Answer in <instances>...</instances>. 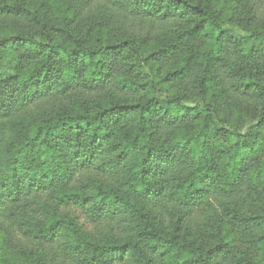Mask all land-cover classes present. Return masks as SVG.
<instances>
[{
    "label": "trees",
    "instance_id": "16d2710c",
    "mask_svg": "<svg viewBox=\"0 0 264 264\" xmlns=\"http://www.w3.org/2000/svg\"><path fill=\"white\" fill-rule=\"evenodd\" d=\"M0 264H264V0H0Z\"/></svg>",
    "mask_w": 264,
    "mask_h": 264
},
{
    "label": "rangeland",
    "instance_id": "374dc122",
    "mask_svg": "<svg viewBox=\"0 0 264 264\" xmlns=\"http://www.w3.org/2000/svg\"><path fill=\"white\" fill-rule=\"evenodd\" d=\"M132 22V27L134 28L135 32L137 34H140L141 36H147V37H154L155 33L159 32L161 29H166L168 25H162V24H156L149 21H141V22Z\"/></svg>",
    "mask_w": 264,
    "mask_h": 264
}]
</instances>
